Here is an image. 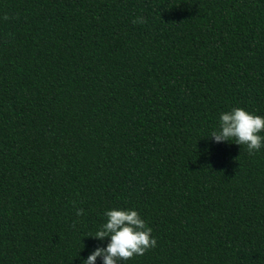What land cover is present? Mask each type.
Returning a JSON list of instances; mask_svg holds the SVG:
<instances>
[{
    "label": "trees",
    "instance_id": "16d2710c",
    "mask_svg": "<svg viewBox=\"0 0 264 264\" xmlns=\"http://www.w3.org/2000/svg\"><path fill=\"white\" fill-rule=\"evenodd\" d=\"M233 108L264 117V0H0V264H83L113 209L157 241L121 264H264Z\"/></svg>",
    "mask_w": 264,
    "mask_h": 264
},
{
    "label": "clouds",
    "instance_id": "9594fccd",
    "mask_svg": "<svg viewBox=\"0 0 264 264\" xmlns=\"http://www.w3.org/2000/svg\"><path fill=\"white\" fill-rule=\"evenodd\" d=\"M3 19L9 17L5 15ZM145 18L139 17L133 23H145ZM264 117L251 114L243 108H233L223 112L219 117V130L213 131L210 137L216 143L229 142L235 139L238 145H245L249 155H254L264 146ZM84 214L83 209H77L76 215ZM107 222L91 236L103 240L110 238L106 248L97 247L83 264H96L98 257L103 264H121L134 256H143L148 250L155 248L157 241L152 237V228L135 210L113 209L104 213Z\"/></svg>",
    "mask_w": 264,
    "mask_h": 264
}]
</instances>
